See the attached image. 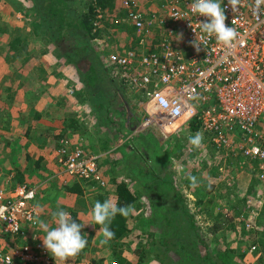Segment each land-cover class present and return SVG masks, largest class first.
<instances>
[{"label": "rangeland", "instance_id": "1", "mask_svg": "<svg viewBox=\"0 0 264 264\" xmlns=\"http://www.w3.org/2000/svg\"><path fill=\"white\" fill-rule=\"evenodd\" d=\"M30 4V0H0V27L17 25L22 28L34 16L32 10H28ZM78 5L82 9L83 3ZM19 7H24L25 11L22 12ZM119 9L115 2L109 12H102V17L110 19ZM81 31L84 33L83 30H71L63 40L69 52L73 51L70 50L73 43L81 44L82 39L86 40L87 35L84 36ZM6 36L8 33H0V55L3 57L0 62V122L3 124L0 125V185L6 188L25 182L35 186L38 217L53 227L51 214L58 205L68 211L77 223H88L95 201L112 199L116 202L114 179L122 178L135 196L131 202L124 204L133 207V212L127 217L129 228L126 234L119 236L117 241L112 239L109 244L101 245L100 226L88 224L81 229V234L88 237L87 247L63 264H113L118 260L114 253L121 254L130 264H211V261L214 264H264L263 258H258L259 253L264 252L263 237L258 232L262 226L259 223L264 224V206L259 216L251 219L253 226L245 225L250 218L243 212L247 208V199H252L256 193L263 197L264 204V183L258 178L260 171L264 170V160L245 157L237 148L236 141L227 147H214L205 132L188 124L179 125L173 132L163 131L155 125L135 130L138 126H131L132 117L128 112L138 119L141 110L136 108L134 98L111 79L109 75H114L113 72L111 74L104 68L102 55L115 49L105 45L107 41L103 43L101 39L88 38L89 47L78 64L67 61L49 42L45 53L40 57H31L19 68V60L10 64L2 53L6 47ZM123 42L125 44L126 39ZM18 59L22 60V54ZM87 62L95 66L102 80L97 85V91L93 90L95 92L80 87L87 94L80 99L76 97L78 89L71 84L77 81L71 78L69 66L79 69L81 75L88 66ZM77 84L81 85L80 80ZM99 102L102 106L97 113L94 103ZM36 111L40 113L37 120L33 117ZM67 116L77 118L82 125L64 140L63 145H68L71 150L75 145L80 146L86 155H98L99 170L105 183L99 185L90 179H78L79 176L64 171L63 166L57 164L66 148L55 149V139L51 138L52 135L45 136L41 130L51 126L58 132L57 128L63 127L62 119ZM30 122H34L35 131H31L33 139L26 149L20 148L28 139L24 130ZM13 132L16 133L15 142L7 145L5 140ZM197 132L203 136L199 149L189 143V137ZM23 151L30 152L34 157L42 156L41 163L25 166L18 158V153ZM157 153L161 157L155 166L157 175L162 178L169 175L176 191L170 187L169 190L156 187L154 175L141 169L147 168L148 164L154 165ZM115 155L120 156L119 164L110 162ZM32 164L39 169L34 171ZM175 167L183 171L178 174L173 170ZM247 167L249 171L246 173ZM244 174L246 179L242 177ZM188 176H195L198 185L193 186ZM75 183L82 188L81 193L66 190L65 186ZM240 189H246L248 194L244 200ZM227 190L229 195H226ZM101 196L103 199H100ZM205 196L214 198L207 208L201 206ZM252 208L253 205L247 211ZM220 209L228 210L229 215L222 214V228L217 233L210 232L212 218ZM25 230L24 237L3 234V246L9 247L26 240L42 245L40 236L44 233L37 225L27 226ZM253 244L256 248L249 251ZM228 246H234L235 252L230 255L223 252ZM37 253L41 258L42 252L41 255Z\"/></svg>", "mask_w": 264, "mask_h": 264}, {"label": "built area", "instance_id": "2", "mask_svg": "<svg viewBox=\"0 0 264 264\" xmlns=\"http://www.w3.org/2000/svg\"><path fill=\"white\" fill-rule=\"evenodd\" d=\"M156 2L155 7L144 8L137 0H121L127 19L136 27L137 46L103 54L104 62L114 69V77L136 94L134 100L141 112L135 130L155 125L173 132L195 118L198 128L216 147L236 141L245 157L264 160V14L253 15L250 6L254 0H242L237 13L232 12L228 0H223L225 23L236 29L237 39L228 47L205 36L208 43L197 52L191 42L204 35L198 25L206 18L191 14L193 0ZM100 16L98 9L96 17ZM93 24L95 29L97 22ZM63 151L59 165L64 171L98 179L97 155H86L76 145ZM258 178L264 183V170ZM15 184L6 188L0 185V264L10 256L12 264H63L55 262L38 242L3 246V234L25 236V228L35 226L29 217L38 216L35 186ZM255 201L258 206L263 204L260 193H256ZM247 203L246 210L252 205L250 198ZM248 213L257 214L255 208ZM245 225L252 223L247 220ZM255 248L253 244L249 251ZM37 252H42L41 258Z\"/></svg>", "mask_w": 264, "mask_h": 264}, {"label": "trees", "instance_id": "3", "mask_svg": "<svg viewBox=\"0 0 264 264\" xmlns=\"http://www.w3.org/2000/svg\"><path fill=\"white\" fill-rule=\"evenodd\" d=\"M30 1H31V4L29 5L28 10H32L34 16L32 17V19L28 21L29 23L27 22L22 28L18 27L17 25H6L4 27L2 26L0 27V33L2 32L8 33V37H9L6 43L7 45L4 50V52L8 53V55L6 54L7 55L6 59L10 61V64H13L12 62H14L15 60H19L20 63H18L17 65L18 67L24 65L31 57L36 58V57H39L41 54L45 53L46 44L49 42H52L54 48H56L59 51L60 55L63 56L67 61H69L72 64H78V62L82 60L84 51L89 47L90 43H89L88 38H93V37H96L97 35H101L102 31L105 29L104 25H111V24L112 25H122V24L128 25L126 22L124 23L121 21L122 16H123L122 12H119L118 16L111 13L112 14L111 16L113 19L111 21L109 18H106L104 16L103 18H100V20L99 18H96V13L98 9H101L103 13L109 12L110 11L109 9L113 7L116 0H30ZM81 2L83 3L82 9H80L78 5V3H81ZM23 8L19 7L20 10H23L22 12L25 11V9ZM19 9H15V11ZM93 22L99 23L98 24L99 26L95 30H93L94 28ZM74 29L77 31L83 30L84 33L81 31L82 34L84 36L87 35V37H86V40L82 39L81 44L73 43V48L70 49L71 51L72 50L73 51L69 52V49L68 48L66 49V47H64L63 40L66 39L70 35L69 32L71 30L74 31ZM105 31L106 33L109 32L108 29ZM14 47H16V49L13 50ZM36 47H38V50L33 51V49ZM90 47L94 50L92 46ZM19 54H22V60L18 59ZM81 75L79 74V77H80L79 80L81 82L80 87L82 89L85 88V91L90 90L91 92H95L93 90L97 89L98 87L97 85L98 84L100 85L101 80H102V75L97 71L95 66L91 62H89L87 68L83 71ZM109 76L111 77V79L115 80V77L113 75L112 76L109 75ZM78 93L79 94L78 95L76 94V97L78 96V98L80 99L84 98L87 95L81 89H80V92ZM129 96L130 97L132 96V98H135L136 94L129 93ZM134 102L136 104L135 100ZM101 106L102 104L100 102L96 104L94 103V108L96 109L97 113H99L98 108H100ZM39 115L40 113L36 111L33 115L34 119L37 120ZM128 115L129 117H132V125L135 127V125L137 124V118H135L133 114L132 115L131 113L129 114V112H128ZM62 121H63V127L57 128L58 132H55L56 128L51 127V126H48L47 128L45 127V129H42L43 131L41 130V132H43V134L47 137H50L52 135L51 138L55 139V149L60 150L61 146L62 147L65 146L66 150H70V147H68V145H63L61 142L64 143L65 139L71 137V134L74 130L81 128L82 122H79L77 118L73 116H67L63 118ZM189 122H190L191 127L193 128L198 127V124H197L198 122L195 118L190 119ZM127 124H129V120L127 121ZM95 126L97 127L96 124ZM32 129L35 131L34 122H30L26 125L24 133L27 136L28 139L27 138L26 139L29 142L25 140V142L21 144L20 148L26 149L30 145V141H32L33 134H34V133L33 134L31 133ZM65 133H68V134H65ZM10 141H7L6 144L11 145L12 142H15V140L11 142ZM208 141L214 147H216L210 139H208ZM112 152H115V150H113ZM143 152L144 151H142L141 153L144 154ZM18 154H19V156L17 155L18 158L21 160V163L23 161L25 166H27L29 163H34L35 165H37L38 162L41 163L42 156L40 157L38 155V157H34L30 154V152H25V151L20 152ZM158 155L159 153H157L155 159H153L154 165L148 164L146 166L147 168L141 167V169L144 171L146 170V172L149 173V175L151 176L154 175L153 180H154V184L156 187L160 189L162 188L164 190H169V187H170L174 191H176L177 189L175 190L176 187L173 186L174 184L171 182L169 175H166L163 178L157 175V168L155 166L158 164V161H160V158H161V157H158ZM32 159L34 160V162L32 161ZM110 162L113 164H119L120 156L118 155L113 156ZM57 164L59 165V162H57ZM145 164H147V161L145 162ZM32 166L35 167L34 171L35 170L37 171L39 169L38 166L36 167L33 164ZM99 169H100L99 159L97 155L96 156V172L98 174V179L94 178L90 180L100 185V183H105V178L103 177ZM141 169H139V171ZM246 170L245 171L247 173L249 171L248 167L246 168ZM19 176L21 179H23L22 173H20ZM242 177L243 179H246V174H244ZM78 179L88 180V179H84L81 177H79ZM170 182L173 185H171ZM114 185H115V190L117 192L116 202L118 203V205L123 206L125 203H129L133 200L135 196L132 192H130V189L127 187L125 181L122 178L114 179ZM65 187H66V190L79 192V193H81V190H82V188L80 187L78 183H75L73 186L71 185V186H65ZM239 191L242 192L241 197L244 200L248 196V194H246V189H244V191L240 189ZM229 194H230V191L227 190L226 195H229ZM101 198L102 196L100 197V199ZM80 200L81 199L77 200V203H79ZM213 201H214L213 196H205V200L201 206L203 207L205 206L206 208L210 207L211 202ZM236 206L237 205H234V207ZM220 210L217 212L216 217L212 218L211 224H213V226L212 228H210L212 229L210 232L217 233L218 229L220 230L222 228L221 227L222 222H220L221 215L222 214H224L225 216L229 215L228 210L226 209L224 210L220 209ZM243 212L246 213V209H243ZM230 217H232V215H230ZM126 221H127V217H122L120 215H117V217L112 221L110 227H111V230L115 233L114 239H116V241L118 240L119 236L126 234L129 228V225ZM259 224L262 225L258 229V232L259 234L260 233L262 234L263 238L261 237L262 238L261 240L263 241V247H264V224L263 223H259ZM139 227H140V224H139ZM191 227H192V224L190 223L189 229H191ZM142 231L147 232L148 234L152 233L151 230H147V229H142ZM85 238L88 240L87 236H85ZM234 248H235L234 246L225 247L223 249V252L226 251V253H229L230 255L233 251L235 252ZM136 250H140V249H136ZM114 255L118 259L117 260L118 264H130L129 261L125 257H123L121 254L114 253ZM258 258L259 259L263 258V261H264V252L262 254L259 253ZM117 261H114V262H117ZM28 264H31V263H28ZM36 264H46V263H44L43 261H39ZM211 264H214V261H211Z\"/></svg>", "mask_w": 264, "mask_h": 264}, {"label": "clouds", "instance_id": "4", "mask_svg": "<svg viewBox=\"0 0 264 264\" xmlns=\"http://www.w3.org/2000/svg\"><path fill=\"white\" fill-rule=\"evenodd\" d=\"M223 0H193L190 8V12L194 16H203L206 18L204 22H199L200 32L203 33L197 41V37L192 41V45L195 50L199 52L200 46H205L208 43V39L215 38L218 43L231 47L233 42L237 39L238 33L232 26H227L225 8L222 7ZM242 0H228V5L231 6L233 13H237L241 7ZM253 15L260 17L264 14V0H254L250 6ZM192 27V24L190 25ZM194 30V29H193ZM195 32V31H194ZM196 34V33H195ZM179 39V38H178ZM202 133L197 132L194 136L189 137V143L196 149H199L202 144ZM180 174L183 169L175 167L173 169ZM193 186L198 185L197 178L195 176H188ZM210 188V185H209ZM253 208L256 210V215L251 216L248 211L244 213L249 220L255 219L259 216L260 210L264 206H257L255 196L251 199ZM133 212L131 205H118L112 199H105L103 202L97 200L91 208L90 220L88 223H77L72 215L65 211L63 208L57 206V209L51 214V222L55 226L42 219L29 217V220L38 226L43 231L44 235L40 236L43 244V248L52 256L55 262H66L69 258H75L78 256L87 246L88 240L81 234V229L86 225L91 224L93 226L99 225V231L102 235L100 240L101 245H107L114 239L115 233L111 230V223L120 215L122 217H128ZM253 226V225H252ZM249 250V248H248ZM5 264H12V256L8 257Z\"/></svg>", "mask_w": 264, "mask_h": 264}, {"label": "crops", "instance_id": "5", "mask_svg": "<svg viewBox=\"0 0 264 264\" xmlns=\"http://www.w3.org/2000/svg\"><path fill=\"white\" fill-rule=\"evenodd\" d=\"M120 1L121 0H116L115 2H117L118 3V5H119V12H122L123 13V16H122V22H126L128 25H105L104 27H105V30H109V32L108 33H106V31H104V32H102V34L101 35H97L96 37H94V38H92V39H96V40H99V39H101L102 41H103V43L105 42V41H107V43H105V45H107V46H114L115 48H116V50H124V49H126V48H129V47H136L137 46V40H138V37H137V30H136V27L127 19V14H126V10L124 9V7H121L120 6ZM157 0H137V2H138V4L140 5V4H142V6L144 7V8H146V7H155V5H156V2ZM145 5H146V7H145ZM101 10V9H100ZM102 11V10H101ZM103 12V11H102ZM119 12L117 13V14H115L116 16H118V14H119ZM97 18V17H96ZM100 18H103L102 16H100L99 17V20H100ZM111 20H113L112 19V16L110 17V21ZM99 23H97L96 24V27H95V29L99 26L98 25ZM93 27H94V25H93ZM94 28H93V30H95ZM160 31H162V29H159V32ZM158 32V33H159ZM8 36H6L5 38H4V46H6L7 44V41H8ZM159 38V36H157V38L156 39H154L153 40V42H155V41H157V39ZM126 39V42H125V44H124V42H123V40H125ZM130 41V45L129 46H127V44H128V42ZM122 47H125V48H122ZM3 53V55H5V56H7L8 55V53H6V52H2ZM7 54V55H6ZM40 57V56H39ZM2 55H0V62H1V60H2ZM102 61H103V55H102ZM27 63V62H26ZM71 67V68H70ZM19 68H21V66L19 67ZM104 68H106V69H108V71H110L111 72V74H112V72H113V70L114 69H112V67H108V65L104 62ZM79 69H77V68H73V66L72 65H70L69 66V72H71L70 74H71V78L73 79V81H77L78 83H79V74H80V70L78 71ZM78 72H79V74H78ZM114 76V75H113ZM16 77H17V75H16ZM10 78V77H9ZM115 81H116V83L121 87V88H125V85L121 82V80H119L116 76H115ZM19 82V81H18ZM77 82H76V84H74V82L73 83H71L72 84V86H75V88L76 89H78L79 90V92H80V86H78V84H77ZM81 83V82H80ZM74 88V87H73ZM125 90L128 92V93H131V92H129L126 88H125ZM136 108H138L139 109V107L137 106ZM130 122H131V120H130ZM140 122V117L137 119V124L136 125H138V123ZM8 123H10V122H8ZM132 123V122H131ZM183 123V122H182ZM0 125H3V124H1V122H0ZM135 125V126H136ZM131 126H132V124H131ZM150 127H153V126H150ZM15 136H16V133L15 132H13L12 134H10L8 137H7V139L5 140V142H7V141H10V139H11V141H14L15 140ZM10 141V142H11ZM11 149V148H10Z\"/></svg>", "mask_w": 264, "mask_h": 264}]
</instances>
